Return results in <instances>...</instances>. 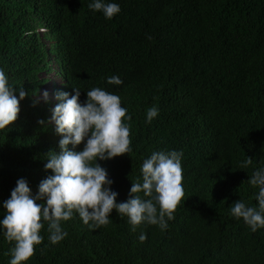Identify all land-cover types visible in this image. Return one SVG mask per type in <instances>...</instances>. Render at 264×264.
<instances>
[{
  "label": "trees",
  "instance_id": "1",
  "mask_svg": "<svg viewBox=\"0 0 264 264\" xmlns=\"http://www.w3.org/2000/svg\"><path fill=\"white\" fill-rule=\"evenodd\" d=\"M91 2L0 0V69L27 93L17 120L0 129V202L18 179L35 194L51 174L46 154L59 151L61 137L37 121L58 101H34L49 81L41 73L52 70L55 93L76 88L83 103L99 87L131 117L122 118L131 152L97 161L117 202L142 181L153 151L183 153L184 197L166 230L146 222L133 230L115 210L91 230L74 212L61 221L66 238L52 245L44 222V239L23 264H264V228L253 232L230 214L239 199L256 206L258 189L247 180L264 167V0H113L121 11L112 19ZM114 75L121 85L107 83ZM152 106L159 113L149 123ZM247 156L252 164L239 169ZM13 246L0 234V264H9Z\"/></svg>",
  "mask_w": 264,
  "mask_h": 264
},
{
  "label": "clouds",
  "instance_id": "2",
  "mask_svg": "<svg viewBox=\"0 0 264 264\" xmlns=\"http://www.w3.org/2000/svg\"><path fill=\"white\" fill-rule=\"evenodd\" d=\"M88 8L101 12L106 19H112L121 11L120 5L113 0H92ZM107 83L121 85L123 81L114 75L108 77ZM15 91H18V97ZM73 92L71 96L65 91L56 92L54 99L58 103L51 109L50 118L37 121L45 129L54 125L55 132L61 137L59 151L46 154L44 170H50L51 174L40 181L35 194L26 179H18L9 198L0 202V207L5 210L0 218V234L14 242L9 264H23L33 255L34 245L41 244L44 239L40 234L44 222L52 245L66 238L67 232L62 230L61 221L71 219L74 212L91 230L108 224L113 210L119 216L127 217L133 230L142 222L166 230L167 221L173 219V213L184 197L183 153L153 151L142 162V181L131 183L129 198L117 202L118 193L111 189L113 180L97 161L131 152L129 125L122 122V118L127 121L131 117L126 115L127 109L121 106L120 97L114 93L94 87L86 92L87 99L81 103L80 90L73 88ZM26 95L23 88L14 89L0 69V129L8 128L17 120L19 103ZM38 96L34 105L40 99L49 100L46 90ZM158 113V107H149L146 121L150 123ZM82 142V150L76 151V146ZM251 164L252 158L247 156L239 169ZM247 182L258 189L256 206L239 199L231 204L230 214L242 218L255 232L264 228V167L254 169ZM138 193H143V197ZM139 239L145 240V234L142 233Z\"/></svg>",
  "mask_w": 264,
  "mask_h": 264
},
{
  "label": "rangeland",
  "instance_id": "3",
  "mask_svg": "<svg viewBox=\"0 0 264 264\" xmlns=\"http://www.w3.org/2000/svg\"><path fill=\"white\" fill-rule=\"evenodd\" d=\"M55 68V67H53ZM47 77L49 81H47L40 89L39 92H43V91H47L49 93V101H53L54 100V95H55V90H54V85H56L58 83V74H56V70L53 72L49 71V73H41V76L43 77ZM37 98H39V96H37ZM43 100V99H41Z\"/></svg>",
  "mask_w": 264,
  "mask_h": 264
}]
</instances>
